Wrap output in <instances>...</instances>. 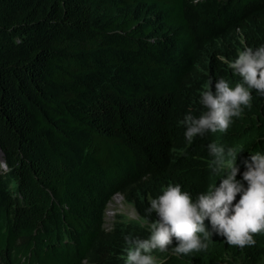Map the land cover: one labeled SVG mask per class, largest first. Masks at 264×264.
<instances>
[{
  "label": "trees",
  "instance_id": "trees-1",
  "mask_svg": "<svg viewBox=\"0 0 264 264\" xmlns=\"http://www.w3.org/2000/svg\"><path fill=\"white\" fill-rule=\"evenodd\" d=\"M262 44L264 0H0V264H124L125 236L147 238L165 186L219 184L209 142L239 167L264 152L255 90L226 132L189 144L183 123L205 110L209 79L240 82L228 63ZM117 193L138 219L109 228ZM253 236L241 248L213 233L163 264H264Z\"/></svg>",
  "mask_w": 264,
  "mask_h": 264
},
{
  "label": "clouds",
  "instance_id": "clouds-1",
  "mask_svg": "<svg viewBox=\"0 0 264 264\" xmlns=\"http://www.w3.org/2000/svg\"><path fill=\"white\" fill-rule=\"evenodd\" d=\"M228 67L240 82L230 87L222 77L214 82L210 78L199 96L205 110L199 116L184 115L189 144L206 133L226 132L233 119L251 107V90L264 95V44L239 50ZM206 149L212 171L222 173L219 184L209 185L195 197L179 183L165 186L145 209L146 217L155 214L147 238L125 236L129 247L124 264H163L161 252L187 255L203 250L213 233L242 248L255 244L253 234L264 232V152L248 153L250 160L239 167L234 148L209 142Z\"/></svg>",
  "mask_w": 264,
  "mask_h": 264
},
{
  "label": "rangeland",
  "instance_id": "rangeland-1",
  "mask_svg": "<svg viewBox=\"0 0 264 264\" xmlns=\"http://www.w3.org/2000/svg\"><path fill=\"white\" fill-rule=\"evenodd\" d=\"M118 214H123L125 220L138 218L134 206L127 203L122 194H115L109 199L105 210V226L110 228L118 219Z\"/></svg>",
  "mask_w": 264,
  "mask_h": 264
}]
</instances>
